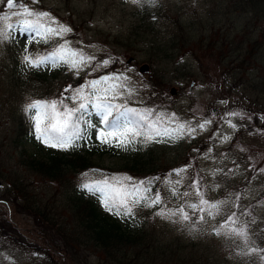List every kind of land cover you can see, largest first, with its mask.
Here are the masks:
<instances>
[{
  "label": "rangeland",
  "instance_id": "1",
  "mask_svg": "<svg viewBox=\"0 0 264 264\" xmlns=\"http://www.w3.org/2000/svg\"><path fill=\"white\" fill-rule=\"evenodd\" d=\"M23 2L35 11L51 13L60 23L70 27L72 31L64 39L70 42L71 47L82 49L94 59L78 74L65 65L31 68L24 62L25 55L47 54L62 41L54 39L48 43L33 41L28 44L27 37L19 32V21L23 18H12L9 22L14 27L9 30L8 38L0 37L1 127L4 128L13 117L10 105L13 95L6 91L8 84L15 83V87H11L12 92L23 97L24 103H30L69 96L71 91H65L69 86L75 89L104 76L127 77L115 104L138 112L154 110V115H163L165 119L175 114L178 122L193 127L210 120L206 130L197 127L195 138L186 136L174 142H137L127 150L100 143L93 130L90 139L77 141L80 146L67 151L84 152L97 148L98 151L90 155L91 159L114 172L110 175L107 171L86 172L89 181L112 176L145 180L152 167L160 175L153 181L152 187L153 193L160 192L162 206L147 207L142 204L133 212L136 218L148 215L156 222L151 230L155 235L154 241L161 243V248L171 254L149 257L146 264H264V94L254 83H235L236 79L228 73V67L221 64L218 48L207 46L209 42H218L213 39H218L220 34L202 32L197 25L203 16L209 17L208 28L218 27L223 22L232 25L236 20L233 16V20L228 17L223 0ZM0 10L10 11L5 4H0ZM210 12L221 15L222 19L211 16ZM242 34H235L237 41ZM106 60L107 65L104 64ZM113 62L115 65L110 68ZM142 65H147L143 72L140 71ZM241 70L239 73L243 78L255 81L252 70ZM95 74L99 75L90 77ZM81 76H86L88 80L74 85ZM256 77L264 80V65H259ZM192 79L197 83L190 89ZM250 85L254 89L249 88ZM173 86L177 92L172 96L169 90ZM68 103L72 106L71 101ZM230 112L241 113L243 118L230 117ZM229 119L236 125L235 128L229 126ZM93 120L99 126V117L95 113ZM225 136L230 139L225 141ZM26 147L32 148L30 144ZM4 149L12 155L11 163H16L14 158L17 153L10 138L4 140L0 152ZM135 158H141L137 174L127 175L130 173L128 166ZM185 165L190 167L183 175L182 183L177 185L180 193H194L195 189L190 185L199 180L205 199L213 203L227 201L214 218L206 213L193 215L194 225L191 221L180 222L178 217L168 219L157 215L162 208L175 210L186 203L198 202L195 194L190 197L173 196L166 182L181 179L175 174L169 176V173ZM162 172L166 175H161ZM80 178L85 180L82 174ZM63 190L64 187L58 183L44 185L41 200L48 199L58 223L70 226L74 221L62 204ZM2 191L0 186V227L1 224L8 227L10 236L3 238L0 235V264H48L45 257L36 255L34 247L28 248L29 243H40L39 225L31 216L17 212L13 206L9 209L10 202L2 197ZM97 197L96 202L101 205ZM189 212L191 214V210ZM232 212L239 217L235 226L246 227L247 244L241 238L230 240L223 235L206 238L203 231H207L209 225H221ZM200 215H204L205 221L200 222ZM77 241L71 240L68 246L63 244L73 257H77L72 258L73 264H116L107 259L102 250L90 242L85 243L83 237ZM153 249L156 250L157 245H153ZM241 250L248 254H240ZM222 252L224 254L217 257Z\"/></svg>",
  "mask_w": 264,
  "mask_h": 264
},
{
  "label": "trees",
  "instance_id": "2",
  "mask_svg": "<svg viewBox=\"0 0 264 264\" xmlns=\"http://www.w3.org/2000/svg\"><path fill=\"white\" fill-rule=\"evenodd\" d=\"M223 3L227 6L228 17L233 16L236 20L231 18L232 25L223 22L218 27L208 28L209 17L204 18V16L197 25L202 32L220 34L218 39H213L218 42H209L207 46L218 48L221 52V64L228 67L227 71L235 77V83L237 85L246 84L247 81L254 83L256 88L264 94V80L256 77L259 65H264V0H223ZM209 14L218 16L214 12ZM218 18L222 19V16L219 15ZM192 27L195 28V26ZM237 33H243L238 41L235 38ZM114 65L113 63L110 68ZM242 68L252 70L255 81L243 78L239 73ZM86 80H88L86 76H81L74 85H79ZM7 86L6 91L13 95V101L10 104L13 117L4 128L0 125V142L2 143L0 147L4 146L5 139L10 138L17 157L14 158L16 163H11L12 155L8 149L0 152V186L3 188L2 197L10 202L9 209L13 206L17 212L31 216L39 225L40 243H29L28 248L34 247L36 255L45 257L48 264H73V259L77 257H73L63 244L68 246L71 240L77 241L81 237L85 243L90 242L95 248L102 250L105 257L116 264H146L149 257L158 258L160 254L170 255V251L161 248V243L154 241L155 235L151 230L154 229L156 222L152 218L148 215L142 219L136 218L135 214L115 215V210L109 212L102 204H97L96 199L99 195H92L80 187L85 182L80 178L83 173L107 171L108 175L114 174L111 169L101 167L91 159L90 155L98 149L80 152L45 146L33 134L30 114L25 111L29 102L24 103L23 97H18L17 93L12 92L11 87H15V83ZM250 87L254 89L252 85ZM85 119L94 121V110L91 107ZM27 144H30L32 148L26 147ZM140 160L141 158H135L131 161V165L128 166L130 173L128 172L127 175L137 174ZM164 174L166 175L164 172L161 173V175ZM158 176L160 178L152 167L145 180H153ZM50 183H58L64 187L62 193L64 203L62 204L70 212L74 221L70 226L58 223L53 217L55 214L50 210L48 199L44 202L41 200L42 186L50 185ZM219 226L209 225L208 230L203 231V234L206 238L217 237L219 235L215 234V229ZM11 228L16 230L12 226ZM7 229L8 227L1 224L0 235L3 238L10 236ZM22 244L26 245V243ZM153 245H157L156 250L153 249ZM222 254L224 252L217 257Z\"/></svg>",
  "mask_w": 264,
  "mask_h": 264
},
{
  "label": "snow or ice",
  "instance_id": "3",
  "mask_svg": "<svg viewBox=\"0 0 264 264\" xmlns=\"http://www.w3.org/2000/svg\"><path fill=\"white\" fill-rule=\"evenodd\" d=\"M36 2L38 0H32V3ZM132 2L140 3L141 0H132ZM149 2L155 3V0H149ZM0 4H5L6 8L10 10L8 12L0 11V37L3 39L8 38L9 30L14 27L9 21L14 17H22L23 19L19 21V32L27 37L28 44L33 41L48 43L54 39L62 41L47 54L25 55L24 62L27 66L40 68L50 65L55 68L65 65L78 74L94 59V57L87 56L82 49L71 47L70 42L64 37L72 29L60 23L51 13L35 11L23 0H0ZM25 51L27 52V46ZM104 64L107 65L108 61H104ZM126 79L127 77L123 76H104L75 89H71L69 86L65 89L66 92L71 91L72 94L69 96L62 95L58 99L30 102L26 105L25 111L30 114L29 119L32 121L35 138L47 147L67 151L73 147H79L77 141L90 139L94 130L96 139L100 143L127 150L130 145L137 142H174L186 136L195 138L197 127L200 130H206L211 123L210 120H204L203 123H198L196 127H193L188 123L178 122L175 114L165 119L163 115H154V110L138 112L135 109L126 108L122 104H115L114 101L122 94L120 89L124 87L123 81ZM68 101L72 102V106ZM89 107L99 117V126L90 119H85ZM228 116L243 118V115L237 112H230ZM227 123L232 128L236 127L230 119L227 120ZM223 139L227 141L230 137L225 136ZM189 167L190 165H185L173 169L169 176L175 174L181 179L167 180L166 182L169 184V190L173 196L190 197L195 194L198 197V202L186 203L175 210L162 208L157 212V215L168 219L178 217L180 222L191 221L194 225L193 215L199 212L214 218L220 214L221 206L227 201L221 200L213 203L205 199L204 192L200 189L199 180H194L190 185L195 189L194 193L189 191L180 193L177 185L182 183V177L187 173ZM82 175L85 177V182L80 187L92 195H99L105 209L109 212L115 210V215L131 216L134 214L133 209L137 206L143 204L147 207H155L163 203L160 192L153 193L152 189L153 181L159 178L135 181L130 176H112L89 181L87 173ZM149 193L152 195L150 196ZM189 210H191V214ZM199 220L203 222L204 215H200ZM238 221L239 217L236 212H232L215 229V234L223 235L230 240L241 238L247 244L246 227H236ZM250 251L258 250L250 249ZM240 254L248 253L241 250Z\"/></svg>",
  "mask_w": 264,
  "mask_h": 264
},
{
  "label": "water",
  "instance_id": "4",
  "mask_svg": "<svg viewBox=\"0 0 264 264\" xmlns=\"http://www.w3.org/2000/svg\"><path fill=\"white\" fill-rule=\"evenodd\" d=\"M146 69H147V65H142L140 67V71L141 72H143ZM176 91H177L176 87H171L170 90H169V92H170L171 95H174L176 93Z\"/></svg>",
  "mask_w": 264,
  "mask_h": 264
}]
</instances>
